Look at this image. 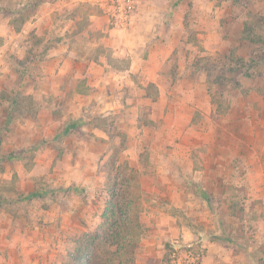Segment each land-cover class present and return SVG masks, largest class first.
<instances>
[{"label":"rangeland","instance_id":"374dc122","mask_svg":"<svg viewBox=\"0 0 264 264\" xmlns=\"http://www.w3.org/2000/svg\"><path fill=\"white\" fill-rule=\"evenodd\" d=\"M134 18L0 0V264H264V0Z\"/></svg>","mask_w":264,"mask_h":264},{"label":"built area","instance_id":"2783aa9c","mask_svg":"<svg viewBox=\"0 0 264 264\" xmlns=\"http://www.w3.org/2000/svg\"><path fill=\"white\" fill-rule=\"evenodd\" d=\"M101 10L116 28L127 30L136 14L139 0H95ZM171 264H181L179 257L174 253Z\"/></svg>","mask_w":264,"mask_h":264},{"label":"crops","instance_id":"0c3cea01","mask_svg":"<svg viewBox=\"0 0 264 264\" xmlns=\"http://www.w3.org/2000/svg\"><path fill=\"white\" fill-rule=\"evenodd\" d=\"M139 8H140V6H139ZM143 14H145V11H144V8L142 7L141 12H139V14L134 18L135 23H132V24H134V27L129 32L123 34L124 37L129 41L128 44H127V41L125 44L121 43V42H116L118 40L113 37V36H116V34H114V33H112L113 36H110L111 38L107 37L104 39V41H106L107 45L111 46L116 54L121 55V56H124V55H128V56L134 55L135 56V55H137L136 54L137 52L141 51V48L134 46V44L131 42V40H133L136 36L135 32L138 30V24L140 22L139 20L142 19ZM150 34H146V35L141 37L142 40L144 41L143 46H145V47L147 45L146 44L147 40H149V38L151 39L153 37V36L150 37ZM117 36H119V35H117ZM110 43H112L113 45H110ZM91 66H93V64H91Z\"/></svg>","mask_w":264,"mask_h":264},{"label":"trees","instance_id":"16d2710c","mask_svg":"<svg viewBox=\"0 0 264 264\" xmlns=\"http://www.w3.org/2000/svg\"><path fill=\"white\" fill-rule=\"evenodd\" d=\"M249 30V29H248ZM259 38V37H258ZM248 40H249V38H248ZM0 76H1V71H0ZM5 159H7V160H12L13 159V155H11V156H5V157H3V160H5ZM107 199H108V208H109V206L111 207H113V205H115L114 204V202H116L117 201V199H118V197H117V195L114 193V192H110V195L107 197ZM110 203H112L111 205H110ZM106 216H107V214H106ZM99 236V235H98ZM96 237H97V235H94V236H90L89 238L92 240V239H96ZM99 238H101V236H99L98 237V239ZM84 251H83V249L81 250V251H79V256L78 257H76L75 258V261L76 262H79V261H83V259H84V257H83V253ZM134 253V251L132 250L131 251V254H133Z\"/></svg>","mask_w":264,"mask_h":264}]
</instances>
